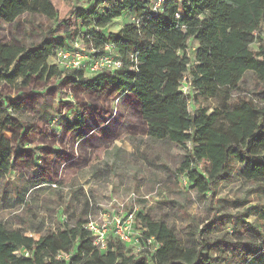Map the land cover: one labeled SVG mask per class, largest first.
<instances>
[{
	"label": "trees",
	"instance_id": "obj_1",
	"mask_svg": "<svg viewBox=\"0 0 264 264\" xmlns=\"http://www.w3.org/2000/svg\"><path fill=\"white\" fill-rule=\"evenodd\" d=\"M155 1L112 0L101 13L98 7L105 1L95 0L87 8L73 6L68 17L60 21L49 0H0L1 19L25 13L44 16L65 28L70 45L66 49L82 37L85 47L97 50L90 56L110 46L122 62L121 69L114 73L102 71L87 77L82 70L65 71L49 64L56 51L64 49L49 37L28 48L0 44V84L28 86L33 79L62 77L64 82L86 89L109 88L116 96L132 93L139 99L141 114L151 129L159 135H171L174 129L179 138L193 124L177 91L188 59L176 52L185 48L186 40L194 39L199 45L196 55L200 65L191 74L200 96H228L247 72L264 86V46L257 51L251 49L254 34L264 26V0H164L157 13L152 11ZM123 14L131 21L116 33L103 36L88 30L92 26L106 27ZM69 20L77 25L74 29L69 28ZM260 42L264 45L263 39ZM257 97L261 100L257 106L241 100L233 112L228 110V101L213 113L199 111L195 130L200 134L197 142L203 147L201 155L225 156L229 144L226 124L234 132L251 135L248 144L256 151L264 150V91ZM14 125L9 108L0 101V180L14 170L13 146L4 136ZM251 167L252 188L232 200L217 198V189L225 179L219 164L210 177L194 167L180 171L187 190L203 197L208 209V216L200 223L191 221L183 228L182 237L164 217H156V208L149 207L133 213L137 252L112 235L105 250L100 251L93 247L92 236L84 228L91 217L86 200L82 213L81 202L80 214L74 211L66 217L62 213L55 229L40 223L13 228L0 222V264H264V155ZM26 190L13 192L14 197L1 192L0 211L26 204ZM59 253L68 255V259L56 260Z\"/></svg>",
	"mask_w": 264,
	"mask_h": 264
},
{
	"label": "rangeland",
	"instance_id": "obj_2",
	"mask_svg": "<svg viewBox=\"0 0 264 264\" xmlns=\"http://www.w3.org/2000/svg\"><path fill=\"white\" fill-rule=\"evenodd\" d=\"M50 1L60 21L68 17L73 6H80L77 1ZM111 3L108 0L98 11L102 13ZM130 21L123 14L106 27L92 26L88 30L106 36L120 31ZM68 26L74 29L77 25L69 20ZM48 37L59 48L70 46L65 28L44 16L25 13L10 20L0 18V44L28 48ZM261 39L264 41V29L251 46L253 51L264 46ZM198 46L197 41L188 39L185 48L176 52L188 59L177 91L183 96L186 115L193 122L183 130L181 138L174 129L171 135L175 137L159 135L151 129L143 119L139 99L132 93L116 96L109 88L86 89L64 82L62 77L33 79L28 86L18 82L10 86L0 84V101L15 120L14 128L4 134L13 146L14 170L0 180V193L7 191L14 197L13 192L27 189L26 204L1 210L0 222L13 228L40 223L55 229L62 213L66 217L74 211L80 214L79 203L82 213L88 200L90 220L97 224L154 207L156 217H164L182 237L183 228L191 221L200 223L208 216V209L203 197L187 190L181 170L194 167L204 177H210L219 164L225 179L217 189L218 199L232 200L252 188L251 166L264 155V150L258 152L249 146L251 135L234 132L226 124L229 144L225 156L212 158L207 153L200 154L203 147L197 142L200 134L195 129L201 109L213 113L228 101V110L233 112L241 100L257 106L261 101L257 95L264 91V86L252 72H247L228 96H200L192 85L191 74L200 65ZM79 48L84 53L88 51L80 44Z\"/></svg>",
	"mask_w": 264,
	"mask_h": 264
},
{
	"label": "built area",
	"instance_id": "obj_3",
	"mask_svg": "<svg viewBox=\"0 0 264 264\" xmlns=\"http://www.w3.org/2000/svg\"><path fill=\"white\" fill-rule=\"evenodd\" d=\"M79 3L84 5L82 7H87L91 5L94 0H76ZM107 2L108 0H104ZM178 3H183L188 0H173ZM164 0H156L153 3L152 11L157 13ZM79 44L84 47L82 43V37L77 38L73 43L71 49H59L56 51L54 57L51 60L54 61L55 66L65 71L72 70H82L87 77L93 76L95 74L106 71L109 73H114L115 71L121 69L122 62L117 57L114 56L111 52L112 48L110 46H105L102 50L103 52L97 56H90L96 54L97 50L88 49L87 53H84L82 49L79 48ZM134 216L133 213H127L122 217H113L110 223L97 224L96 222L89 220L84 228L92 236L93 247L104 250L106 248V243L108 236L112 235L117 238L121 243L129 248H136L139 246L138 235L134 230ZM151 241L148 240L149 244ZM134 252H137L134 249ZM56 260H67L68 255L59 253L56 255Z\"/></svg>",
	"mask_w": 264,
	"mask_h": 264
},
{
	"label": "flooded vegetation",
	"instance_id": "obj_4",
	"mask_svg": "<svg viewBox=\"0 0 264 264\" xmlns=\"http://www.w3.org/2000/svg\"><path fill=\"white\" fill-rule=\"evenodd\" d=\"M263 29H264V26H262L261 29H260V31L258 32V34H256L255 39H257V35H259L263 31Z\"/></svg>",
	"mask_w": 264,
	"mask_h": 264
},
{
	"label": "crops",
	"instance_id": "obj_5",
	"mask_svg": "<svg viewBox=\"0 0 264 264\" xmlns=\"http://www.w3.org/2000/svg\"><path fill=\"white\" fill-rule=\"evenodd\" d=\"M50 1V0H49ZM50 3H51V1H50ZM51 5L53 6V4L51 3ZM81 140V139H80Z\"/></svg>",
	"mask_w": 264,
	"mask_h": 264
}]
</instances>
